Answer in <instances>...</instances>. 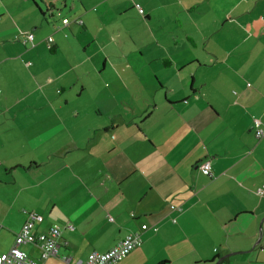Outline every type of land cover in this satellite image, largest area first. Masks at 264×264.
I'll use <instances>...</instances> for the list:
<instances>
[{"label":"crops","instance_id":"crops-1","mask_svg":"<svg viewBox=\"0 0 264 264\" xmlns=\"http://www.w3.org/2000/svg\"><path fill=\"white\" fill-rule=\"evenodd\" d=\"M253 120L264 0H0V232L60 227L40 264H264Z\"/></svg>","mask_w":264,"mask_h":264},{"label":"built area","instance_id":"built-area-1","mask_svg":"<svg viewBox=\"0 0 264 264\" xmlns=\"http://www.w3.org/2000/svg\"><path fill=\"white\" fill-rule=\"evenodd\" d=\"M134 1V0H132ZM135 9L139 14L143 15V8L134 2ZM69 20L67 18L62 19V23H67ZM77 24H81V19H75ZM33 33L27 31H21L20 41L23 44L28 42H33ZM48 47L50 46L51 38H47ZM253 127L255 129L254 134L256 137H260L264 133V128L258 120H253ZM210 160L206 159L199 163V168L204 175L212 177L213 173L211 170ZM261 192V189H259ZM41 214L31 213L27 220L22 224L21 229L16 233L14 237L13 245L5 252H0V264H40L35 257H32L25 253L24 250L19 248L22 243H34L37 244L40 250L41 258H46L51 255L57 254L58 246H60L59 238L61 236V228L51 225L45 232H36L34 229L35 221L41 220ZM142 229L146 227V224H142ZM139 232L129 233L123 239H121L116 245L107 249L104 252L91 251L86 260L80 264H115L121 260L127 253L131 252L133 249L139 247L142 240L139 236ZM64 260L68 258L63 257Z\"/></svg>","mask_w":264,"mask_h":264},{"label":"rangeland","instance_id":"rangeland-1","mask_svg":"<svg viewBox=\"0 0 264 264\" xmlns=\"http://www.w3.org/2000/svg\"><path fill=\"white\" fill-rule=\"evenodd\" d=\"M27 32H32V31L28 30ZM75 89L78 90L79 87L77 86ZM13 240L14 239H12V235L10 234V232H7L5 229H4V231H1L0 232V247H3L1 252L7 251L9 249V246L12 245ZM31 246L32 245H30V244H26V245L21 244L19 247H20V249L24 250L26 253H29Z\"/></svg>","mask_w":264,"mask_h":264},{"label":"water","instance_id":"water-1","mask_svg":"<svg viewBox=\"0 0 264 264\" xmlns=\"http://www.w3.org/2000/svg\"><path fill=\"white\" fill-rule=\"evenodd\" d=\"M51 6H52V5H51ZM53 9H54V7H51V8H50L51 11H52ZM219 259H220V258H219ZM216 263H217V262H216ZM216 263H215V264H216Z\"/></svg>","mask_w":264,"mask_h":264},{"label":"trees","instance_id":"trees-1","mask_svg":"<svg viewBox=\"0 0 264 264\" xmlns=\"http://www.w3.org/2000/svg\"><path fill=\"white\" fill-rule=\"evenodd\" d=\"M140 246H141V245H140ZM127 254H128V253H127ZM127 254H126V255H127ZM126 255H125V256H126ZM125 256H124V257H125ZM119 261H120V260H119Z\"/></svg>","mask_w":264,"mask_h":264}]
</instances>
